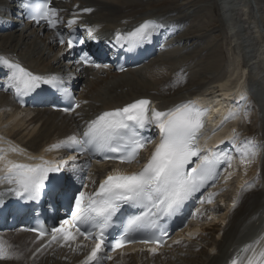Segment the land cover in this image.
I'll return each instance as SVG.
<instances>
[{"label": "bare ground", "instance_id": "1", "mask_svg": "<svg viewBox=\"0 0 264 264\" xmlns=\"http://www.w3.org/2000/svg\"><path fill=\"white\" fill-rule=\"evenodd\" d=\"M195 1L202 2L205 0ZM228 1H225L229 7L226 15L229 18L233 17L230 23L233 25L232 32H236L232 42H234L235 49L237 51L240 50L238 55H241V52H245V55H241V57L247 61L244 68L240 66L242 68L240 71H238L239 69L233 70L230 78L241 72L240 77L236 78L235 81L229 78L215 79L212 81V84H215L212 88L205 87V85H200L197 88L191 87L184 81L185 77L189 80L192 76L188 71V66H184L185 64L181 65L182 63L179 65L175 60L169 63L163 61L162 63L154 64L152 62L153 64L140 68L135 73L144 71V75L141 74L138 79L134 75H140V73L135 74L132 71L117 75L109 69L86 68L81 72V87H83L81 102L90 101V98H94L95 101L92 100L91 107L86 111L83 109V115H79L78 118L76 117L77 119H74L73 115L68 116L72 117L69 121L62 118L63 115L61 113L54 111L19 110L14 104L13 90L8 87L7 82L1 92L0 112L6 109H13L15 113L9 118L10 120H8L6 125L5 123L1 124L0 121V149L3 150L0 154L5 155L6 161L33 166L38 164V159L42 160L47 156L56 158L57 155L52 154V152H41L45 147L55 145L60 136L63 135L66 139L75 134L82 124L87 122L92 116L111 108L131 104L140 99L151 101V106L158 111H167L178 104L194 100L198 96L202 97V103L209 106L211 110L209 113L210 124L203 133L199 147L204 152H208L210 147L225 144L234 149L237 144V132L234 127L239 124V121L243 120L245 114L243 108L247 104L248 99L254 96V93H259L262 101L259 100V103L257 100L254 101V111L264 131V121L261 118V113L263 112L262 117L264 119V0H233V5L228 3ZM6 4L5 0H0V6L5 7ZM54 7L58 9V16L63 19L60 24H63L66 18L77 16L80 18L79 22L82 25L90 24V22L97 23L98 25H95V27L98 28V31L91 27L92 31L97 33L103 31L110 34L119 30H131L146 20L152 21V18L166 19L172 16L171 14L177 9L175 0H55ZM230 7H237L243 13V18L246 19L245 26L242 25L244 20L234 15L237 9L231 10ZM84 9H90L91 11H84ZM1 10V15L5 16L6 8ZM241 26H244L245 29ZM241 28L243 31L239 32L238 29ZM178 31H182L181 26L175 28V32L178 33ZM13 32L17 33L18 30L16 28L8 30L7 26L5 28L0 27V41L3 46L0 48V54L19 62L29 71L41 73L52 71V64L56 60L55 57L50 56L51 49L54 48L55 44L53 38L42 41V47L40 46L41 44L39 45L36 42L26 44L29 38L33 36L24 35L22 38V35L19 37ZM6 33L9 34L3 35ZM26 45H28V53L26 52L24 58L12 57L13 53H20V50ZM211 54L216 55L214 52ZM213 55L210 58L217 57ZM216 68L213 64H209L203 67V71L208 73ZM249 75L253 81L248 78ZM229 113L233 114V118L225 121V117ZM30 127L33 128L29 131L28 128ZM248 133L250 132L248 131ZM22 134H27V136L20 137ZM233 140H235V146L231 143ZM251 140L255 146L257 142H261V146L257 150L256 159L251 160L252 163L250 162L247 166L244 165L239 168V170L243 169L246 172L238 181L239 186L236 190L235 198L231 201L230 208L233 207L235 202V206L237 204L236 210L233 212L228 210L231 215L227 225L218 234L220 238L215 240L212 238V234L201 236L199 235V232H201L199 228H188L185 234H180L181 238L194 236V239L197 237L196 239L200 240L199 242L206 241L207 244L210 243V245L206 246H208V249L216 251V254L212 255L207 250L202 256L197 258L202 250H199L198 246L194 244L191 245L189 242L183 241L179 243L180 247L176 248L181 249L178 257L182 262H177L178 258H172L168 260L167 264H231V260L238 253L241 254V259L246 256V263L243 262V264H247V259L252 257L251 250L247 254V252H242L240 248L244 246L245 241L249 239L251 234L259 228V224H263L262 221H264V137L259 138V140L251 138ZM11 149H16V151L13 152ZM224 151H227V149ZM231 164L232 171L236 172L239 163L235 164L233 162ZM258 164L259 166L257 167ZM2 167H4V162H0V168ZM138 167L139 164L126 170L134 171L138 170ZM256 171H261L262 177L260 178H262L263 184L250 189L249 183L245 181L247 180L248 182V179L250 181V178L256 176ZM93 172L90 176L92 182L97 180V175L103 174L100 169L93 170ZM2 173H6V171H0V175ZM233 173L231 172V174ZM12 186L7 183L0 184V192H9L8 189ZM243 186L245 187L244 190L248 188L244 192L242 190ZM212 191L209 193L210 197L212 196ZM203 210L206 211V209ZM0 242L5 245L10 257L0 260V264H74L81 257H86L82 256V254L85 255L84 248H75L67 252L49 247L31 259L33 252L42 242L36 244L33 235L21 231L13 234V236L8 234L7 238L5 240L0 239ZM176 249H173V251L177 252ZM168 250L169 247L159 254L168 255L169 253H166ZM182 250H185V253H181L183 252ZM262 250H264V234L262 241L255 248L257 254ZM52 253L57 254L59 260L53 259L50 256ZM130 253L127 256L125 255L126 257H122L123 260L115 261L111 264H149L152 260H148L149 262L147 263V258L153 259L156 257L152 256L154 254L149 251L140 252L138 250L137 253V251L131 250ZM66 255L70 259L67 262L63 261L66 260ZM142 258L145 259L143 260ZM155 260L158 261V259Z\"/></svg>", "mask_w": 264, "mask_h": 264}, {"label": "snow or ice", "instance_id": "2", "mask_svg": "<svg viewBox=\"0 0 264 264\" xmlns=\"http://www.w3.org/2000/svg\"><path fill=\"white\" fill-rule=\"evenodd\" d=\"M22 7L27 11L29 19L37 24L43 21L50 28H56L61 22L57 19L58 9L52 6L51 0H42L35 4L24 0ZM74 23V19L69 20L68 26L71 27ZM160 27L162 25L146 20L127 33L126 43L131 48L150 40L152 32ZM88 31L90 33L91 29ZM57 35L61 36L59 42L64 45L62 34L57 31ZM116 39L120 41L125 37L117 32ZM79 43L82 44L83 41ZM74 46L73 40L68 39L67 47L71 49ZM81 62L101 67L91 60L87 52H83L77 61ZM0 66L9 70L8 87L13 88L18 96L31 94L41 84L50 85L58 91L65 84L62 77L35 75L19 62L4 55H0ZM62 91L70 95L67 87H63ZM75 107H79V104ZM208 112V109L198 108L194 101L178 104L167 111H158L151 107V101L140 99L123 108L98 115L89 122L83 132V138L78 139L76 135H72L61 144L53 146L78 147L81 154L116 153L118 155H106L104 158L132 163L137 159L139 151L150 142V139L139 137L138 129L155 124L160 130V142L142 169L131 174H109L100 183L98 191L87 197V203L84 193L79 192L74 199L75 210L71 213V220H62L59 227L52 228L51 239L57 243L63 241L62 246L68 247H71L78 237L91 240L94 246L83 264H100L102 260H110L111 256L106 254L107 251L114 252L132 243L153 244L156 247L150 248L149 251L156 254L167 235L158 221L164 216L175 215L194 193L206 187L209 181L215 180L221 162L227 161L228 167H231V155L220 151H209L201 155L198 142L206 129ZM231 118L233 114L229 113L225 121ZM231 143L235 146V140ZM11 151L15 152L16 149ZM237 151L240 152L241 164L245 166L257 155L252 141L245 142L243 150ZM2 152L0 149V153ZM193 158H196V166L189 169L188 165L194 163ZM0 162H4L0 171H6V174L0 177V184L14 185L8 191L29 201L39 199L46 181L55 189L62 179L57 176L50 178L49 174L59 172L60 167L48 161L33 166L6 161L5 155L0 154ZM124 205L141 211L128 218L123 234L118 239L109 241L108 229L113 225V217ZM233 206L235 207V202ZM36 231L40 236L45 235L44 231ZM158 231L159 236L156 235ZM256 244L258 245L259 241ZM80 247L77 245V248ZM255 247L256 245L250 244L242 249V252L252 251V257L247 259V264H264V250L257 254ZM8 258L10 257L7 249L0 242V260ZM231 264H243L240 253L231 260Z\"/></svg>", "mask_w": 264, "mask_h": 264}, {"label": "rangeland", "instance_id": "3", "mask_svg": "<svg viewBox=\"0 0 264 264\" xmlns=\"http://www.w3.org/2000/svg\"><path fill=\"white\" fill-rule=\"evenodd\" d=\"M175 1H176L177 9L175 10L174 13H172V18H174L176 22L181 25L182 31L173 35L165 44L162 45L156 61L158 63H162L163 61L169 63L175 60L179 65L182 63L181 65L185 64L184 66H188V71L191 73L192 76L190 77L189 80L185 77L184 81H186L187 84H189L191 87L194 88H197L200 85L202 86L205 85V87L212 88L215 86V84H212V81H214L215 79L229 78L235 81L236 78H239L241 72H238L237 73L238 75L236 74L238 77L236 75L233 76L232 78L230 77L232 76L231 74L233 73V70L239 69L238 71H240L242 68L245 67L247 61L245 58L243 59L241 57V55H245V52H241V55H238V52H240V50L237 51L235 49L234 42H232L230 37L227 35L222 12L217 0H205L202 2L195 0H178L179 3L177 0ZM234 15L238 18H242L244 20L242 25L245 26L246 19L243 18V13L239 9L235 11ZM244 26L241 27L245 29ZM7 34L9 33L3 35H7ZM15 34L18 35L19 37L21 35L22 38L24 37V34H22V32L19 29H18V33ZM243 34L245 37H247L245 33ZM25 35H29V34H25ZM42 41L43 38H39L38 40V37L36 36L34 37L33 35V37L29 38V41H27L26 44L27 43L32 44L36 42L39 45L41 44L40 46L43 47ZM1 44L2 42L0 43V48L3 47ZM20 51H21L20 53H13V56L14 55L18 56L19 54V57L24 58L26 52L28 51V45H26ZM212 52H214V54L216 55L211 54ZM212 55L217 57L210 58ZM209 64L210 65L213 64L217 68L212 72L204 73L203 67ZM143 72L144 71H139L140 75H134V77L138 79L141 76V74L144 75ZM139 73H135V74H139ZM248 78L251 81H253V79L250 78V75ZM1 96L2 94L0 93V97ZM90 99H91L90 101L84 102V106L81 111H83V109H85L86 111L91 107L95 99L94 98H90ZM256 100L259 103V99L257 97ZM254 101L255 99L252 97L248 99V102L246 104L248 106V109H246L245 111L243 120L239 121V124L236 125V128L238 129L237 132L239 133L237 137V141L238 143H240V145L236 146V150H234L232 158L236 160V163H239V165H237L238 166L236 169L237 171L236 172L232 171V167L227 168L228 171H225L226 173L225 172L223 173V177L220 180V184L216 189L217 193L214 198L217 199L216 200L213 199L214 204L211 203L207 205L204 208L206 209V211L202 210V214H201L202 219H196L192 223L191 228H195V227L199 228V231L201 230V232H199V235L201 236H206V235L208 236L209 234H212L213 236L212 238L218 240L220 238V235L218 236L220 230L227 225V222L231 215V212H229L228 210H232V212L236 210L235 209L236 207L230 208L231 201L232 199L235 198V193L237 192L236 190L239 186L238 181H240V179L246 172L243 171V169L239 170V168L244 165L241 164L240 162V152H238L237 149H240L242 151L245 142L252 141L251 138H254V140H259V138L264 137L263 134L264 131L261 128V125L258 122V116L254 111ZM14 113L15 110L13 109H9V110L6 109L1 111L0 112L1 124L5 123L6 125L8 123V120H10L9 118H11ZM262 113H261V118L264 121L262 117ZM32 128L33 127H30L28 128V130L30 131ZM247 129L250 133H248ZM25 135L27 136V134H22L20 137H25ZM260 146L261 143L257 142V145L255 146L256 151L260 148ZM254 159H256V157ZM254 163L256 162L254 161ZM258 166L259 164L257 165V167ZM231 172L234 173L231 174ZM93 173L95 175V172ZM260 173L261 171H256L257 174L256 176L250 178V181L248 179V182L247 180L245 181L246 183H249L248 186L250 187V189H254L255 186H262L263 180L262 178H260L262 177V174ZM244 188L245 187L243 186L242 187L243 192L248 189L247 188L244 190ZM221 217L222 219H220ZM196 238L194 239V236H186L184 241L186 240L187 242H189V244L191 245L194 244L198 246L199 250H202L198 254L197 258H199V256H202L207 250L208 253H211L212 255L216 254V251L208 249V246H206V245H210V243L207 244L206 241L199 242L200 240H197ZM179 246L180 245L176 246L175 248H179ZM176 250L177 252L170 251L168 252L169 253L168 255L165 256L160 255L158 257H155L152 260V262L149 260L150 261L149 264H159V262L160 264H166V262L169 259L171 260L172 258L174 259L178 258L176 261L182 262L178 257V253L181 250L180 249H176ZM182 251L183 252L181 253H185V250ZM52 257L54 258L55 256ZM142 259L144 260L145 258ZM155 259H158V261H156ZM149 261L147 260V263Z\"/></svg>", "mask_w": 264, "mask_h": 264}]
</instances>
